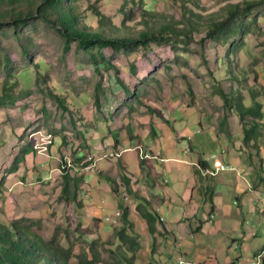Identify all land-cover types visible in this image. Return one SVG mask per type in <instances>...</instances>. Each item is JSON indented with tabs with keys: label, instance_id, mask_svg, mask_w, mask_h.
I'll return each instance as SVG.
<instances>
[{
	"label": "crops",
	"instance_id": "crops-1",
	"mask_svg": "<svg viewBox=\"0 0 264 264\" xmlns=\"http://www.w3.org/2000/svg\"><path fill=\"white\" fill-rule=\"evenodd\" d=\"M221 59L224 70L228 61L219 55L218 68ZM223 73L232 83L226 69ZM147 75L142 72L140 79ZM257 83L264 88L263 79ZM120 105L112 98L99 113L97 108L79 111L83 122L77 127L74 123L73 132L52 125L32 131L26 125L30 118H18L21 128L15 134L10 131L9 138L17 145L20 140V151L29 141L33 149L15 169L14 158L8 173L0 174V221L9 225L27 220L45 240H54V232L51 238L41 233L46 223L77 240L63 247L71 255L72 249L76 256L99 255V264H106L101 257L106 251L117 264L124 258L133 264H249L264 258L262 140L260 153L246 149L242 125L233 136V112L226 111L216 125L215 114L174 104L167 109L153 106L158 112L145 106L118 110ZM187 145L191 153L185 152ZM209 146L216 150L205 152ZM222 150L226 154L220 159L239 171L204 175L201 163L211 167L209 156ZM87 156L89 170L79 163L70 171L82 181L76 200L64 199L63 162L73 165ZM109 180L115 181L117 192ZM148 211L156 213L153 231L142 216ZM123 228L125 242L118 237Z\"/></svg>",
	"mask_w": 264,
	"mask_h": 264
},
{
	"label": "rangeland",
	"instance_id": "rangeland-1",
	"mask_svg": "<svg viewBox=\"0 0 264 264\" xmlns=\"http://www.w3.org/2000/svg\"><path fill=\"white\" fill-rule=\"evenodd\" d=\"M142 1L143 4H141ZM142 1L77 0L76 6L83 17V23L91 27H95L98 21L91 7L97 8L108 17L110 23L115 27L121 28L123 22H126L132 30L143 29L139 17L141 8L171 16L176 20L182 17L183 3L179 0ZM185 1L184 4L187 3V0ZM225 1L243 3L253 0H200L199 2L206 7L209 15L214 13L212 12L215 10L214 8L217 7L220 11L229 5L226 3L225 6ZM221 2H224V5ZM192 4L194 1L188 3V6L194 10ZM258 18L259 24L250 25L252 33L245 38V47H242V51L240 50L237 66L233 67L238 69L235 72L240 75V80H235L233 83L223 73L226 69L222 68L225 61L221 59V68L217 66V57L219 55L226 57L228 48L217 46L211 42H209L207 51H204L195 42H191L189 46L179 42L162 47L152 45L156 53L151 54V57L147 55L148 58L145 57L146 53L131 55L122 50L115 52L112 48H107L103 50V54L114 68L110 67L107 70L103 64H100L98 71L90 57L78 49L76 43L72 44L69 53H65V39L38 18L29 21V25L20 31L22 33L21 42L13 30L1 29L0 95L4 86H12L15 89L14 95L17 96L18 102L16 107H0V174L8 173L10 163L20 152V140L17 145L13 137L9 138L11 132L15 134V130L21 128L18 118H30L28 120L30 122L26 125L32 131L35 128L43 129L40 127L43 125L47 127L52 125L73 132L74 123L77 127L78 122H83L79 111L87 112L96 109L94 95L97 86L101 88L98 91L101 98V108H97L98 113V110L109 107V101L112 98L121 103L118 110L123 107H128L131 111L145 108L141 105V101L149 103L155 108L163 109L172 107L174 104V107L178 105L182 108L195 109L200 114H215L214 123L217 125L226 114L220 91L224 90L229 93L231 87L235 88L238 91L237 95L244 100L247 106H250L252 104L251 90L248 91V87H255V76L252 74L256 72L258 80H264V5L260 6ZM203 35L195 37L200 40ZM173 46L177 50L174 51ZM24 47L30 50L29 55L24 53ZM183 47H188L187 51H184ZM6 56L10 57L13 63L10 74L5 65L4 58ZM148 63L150 68L144 72L143 68ZM131 65H135L136 74H132ZM243 69H246L247 72H243ZM142 72L149 74L143 80L140 79ZM11 74L12 76H10ZM118 76L136 96L128 95L123 91L122 84L118 82ZM255 89L254 93L258 92L264 95L262 86ZM26 92L31 94L25 96ZM50 93L66 100L72 116L63 114ZM34 118L36 120L31 125ZM240 126L241 122L237 115H232L233 136L239 134ZM26 138L27 140L33 139ZM212 150L216 149L209 146L204 151L208 153ZM32 221L36 223L35 220ZM45 224L42 223L41 233L46 236L47 232L48 235H53L54 232V241L57 245L68 248L69 243L77 242L66 233L64 234L63 231L55 230ZM262 240L264 242V237ZM72 250L74 252L72 256H76V250ZM106 253L104 257L101 255L103 263L117 264L118 261L108 254V251Z\"/></svg>",
	"mask_w": 264,
	"mask_h": 264
},
{
	"label": "trees",
	"instance_id": "trees-1",
	"mask_svg": "<svg viewBox=\"0 0 264 264\" xmlns=\"http://www.w3.org/2000/svg\"><path fill=\"white\" fill-rule=\"evenodd\" d=\"M130 1L135 2L136 0ZM180 1L183 3L181 19H172L171 16L141 8L139 17L143 29L132 30L126 22H123L121 28L115 27L110 23L109 18L95 7H91V9L98 19L96 26L85 25L83 17L76 6L77 0H0V30H13L21 42L22 33L20 31L29 25V21L38 18V20L51 26L65 39V53H69L72 44L76 43L78 49L90 57L97 70L100 64H103L107 70L110 67L114 68L103 54V50L107 48H112L115 52L122 50L131 55L146 53V55H143L148 58L154 52L156 53L152 45L162 47L179 42L182 45L189 46L191 42H195L206 51L208 43L211 42L217 46L228 48L226 53V60L228 61L227 74L232 83L238 80L240 75L235 72L238 69L233 67L237 66L238 54L244 47L245 38L252 33L250 25L259 24L260 22L258 16L260 6L264 5V0L229 3L220 11L209 15L205 9L206 7L199 2L200 0H187L186 4H184L185 0ZM192 1H194L192 6L195 11L188 6V3ZM141 4H143V1ZM202 34H204L203 37L197 40L195 36ZM23 49L24 53L29 55L30 50L26 47ZM172 49L177 50L175 46ZM183 49L185 51L188 47H183ZM4 59L10 74L13 64L12 59L8 56ZM130 69L132 74H136L135 65H131ZM243 72H247V70L243 69ZM252 75L255 76V87H248V91L251 90L252 104L250 106H247L244 100L237 95L238 91L235 88L231 87L229 93L221 90L220 96L224 101L225 110L235 113L241 122L245 148L255 150L258 154L261 151L258 145L259 141L262 140L264 144V95L256 91V93L253 92L260 85L257 83V73L254 72ZM117 78L125 93L135 95L126 87L119 76ZM100 89V86H97L94 95L95 106L98 109L101 108V98L98 93ZM14 90L12 86H4L0 95V107H16L18 99L14 95ZM30 94V92H26L25 96ZM50 95L57 102L63 114L71 115L65 99L53 93H50ZM141 105L151 112H158L153 106L142 101ZM31 149H33V143L29 141L15 158L13 169L21 163V160ZM79 163L81 168L92 165L88 156L79 159L70 168L67 166L66 161L62 164L63 197L66 200H76L77 198L76 194L82 181L73 178L70 171ZM201 165L204 168L206 166L203 162ZM109 181L113 190L117 192L115 181ZM138 199L143 200L142 198ZM142 202L149 205L146 201ZM126 213L127 210L123 209L121 214H123L124 220ZM154 214L156 213L148 211V213L142 215L147 220L151 231H153L151 219L155 216ZM125 231L126 229L123 228L118 232V237L122 242L126 241ZM100 262L99 255L95 254L91 258L84 255L72 256L68 250L57 245L56 241L45 240L32 229V224L27 220L15 221L9 225L0 222V264H99ZM122 262L133 264L132 259L124 258ZM262 264H264V258Z\"/></svg>",
	"mask_w": 264,
	"mask_h": 264
},
{
	"label": "built area",
	"instance_id": "built-area-1",
	"mask_svg": "<svg viewBox=\"0 0 264 264\" xmlns=\"http://www.w3.org/2000/svg\"><path fill=\"white\" fill-rule=\"evenodd\" d=\"M185 152L191 153L192 148L189 145H187L185 148ZM225 154H226V151L222 150L218 153H214L210 155L209 159L213 161V165L211 167H205V168L203 167V174L214 177L223 172H238L239 170L235 165L226 163L225 161L220 159V157L224 156ZM65 161H66L67 166L70 168L71 167L70 162H68L66 159ZM90 168L91 166L87 167L86 169L89 170ZM263 179H264V176H263ZM177 264H179V261ZM243 264H248V262H243Z\"/></svg>",
	"mask_w": 264,
	"mask_h": 264
},
{
	"label": "bare ground",
	"instance_id": "bare-ground-1",
	"mask_svg": "<svg viewBox=\"0 0 264 264\" xmlns=\"http://www.w3.org/2000/svg\"><path fill=\"white\" fill-rule=\"evenodd\" d=\"M263 258L260 257V259H257L256 262L250 263V264H262Z\"/></svg>",
	"mask_w": 264,
	"mask_h": 264
}]
</instances>
